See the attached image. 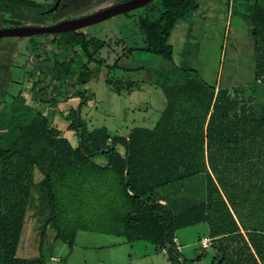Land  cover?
<instances>
[{
  "label": "trees",
  "instance_id": "1",
  "mask_svg": "<svg viewBox=\"0 0 264 264\" xmlns=\"http://www.w3.org/2000/svg\"><path fill=\"white\" fill-rule=\"evenodd\" d=\"M159 1L162 10L157 20L138 17L144 45L128 54L139 50L171 62V31L179 19L194 15L198 4L196 0ZM13 7L30 12L37 23L47 21L45 8L36 1L0 0L1 23L12 15ZM252 16L254 80L264 84L262 3ZM62 35L65 38L58 40ZM62 35L39 39L51 37L56 50L74 49L69 60L55 52L43 59L52 64V84L65 86L74 75L75 53L80 50L88 58L81 64L88 71L89 61L102 64L94 55L105 43L88 41L79 33ZM113 64L110 69L118 68V59ZM78 78L80 84L87 82ZM47 80L35 81L33 89ZM75 87L70 84L65 95ZM86 91L76 90L68 99L80 94L85 102ZM164 94L166 106L156 125L134 127L126 136L110 135L105 127L88 130L81 114L77 116L85 104L79 103L64 115L77 137L75 147L42 113L25 126L17 125L19 136L9 148H0V264H46L42 257L16 255L35 170L48 186L51 216L42 233L52 225L56 240L71 244L84 230L122 236L128 242H150L180 257L173 244L176 230L206 223L215 252L211 264H264V103L258 105L255 93L247 94L245 87L216 88L198 78L166 87ZM49 97L53 98L41 100L59 103L55 91ZM118 144L124 154L117 150ZM200 173L205 176L204 201L180 214L160 203L159 188ZM203 257L204 252L199 253L193 261Z\"/></svg>",
  "mask_w": 264,
  "mask_h": 264
},
{
  "label": "rangeland",
  "instance_id": "2",
  "mask_svg": "<svg viewBox=\"0 0 264 264\" xmlns=\"http://www.w3.org/2000/svg\"><path fill=\"white\" fill-rule=\"evenodd\" d=\"M33 1L42 5L43 8L49 9L55 0ZM60 1L63 4L62 7L49 14L47 21L44 22L45 24L87 15L118 3L120 0ZM196 2L199 7L197 12L190 17L182 19L173 32V39L175 41L182 40L181 47H184L186 51L190 49L192 52V59L188 62L193 64L192 69L194 72H191L194 74L193 78H198L209 85H218V88H227L229 90L245 87L247 94L255 93V102L258 105L263 104L264 84L254 80L255 48L252 15L257 5L261 3L264 5V1L196 0ZM161 10L160 1L154 0L145 7L129 12V15L157 20ZM11 11L12 15H8L2 23L0 21L1 26L42 24L34 21L32 14L26 10L13 7ZM126 19H128V16L122 14L89 26L84 30L89 34L88 38H86L88 41L92 37H95L96 40L104 41L105 46L96 54L102 58L100 60L102 65H108L109 67L110 64L112 65L118 59L121 63L119 68H112L109 73L105 68L101 67L97 71L95 67L89 68L88 65V71H86L81 64L87 62L88 58H84L85 55L80 53V50L75 53V62L78 65L72 67V72L77 77L80 76L82 79L84 77L87 82L91 81L94 84L100 82V78L104 80L102 82L104 88L99 87V89L106 100L101 102L99 100V109H93V124L94 128L105 127L108 133L113 135H120L122 130L128 133V127H131L130 124L133 120L137 123H143L145 118L139 114L137 109H134L136 104L128 98V84L126 81L127 77H138L141 74L127 71V59L130 49L141 48L144 45V35L135 22L128 23ZM182 26L185 28L184 32L180 34ZM60 38L63 40L65 35L60 36L58 40ZM14 39L15 42H12ZM16 39L21 40L22 38H0V58L3 59L4 65H8L12 60L10 57L14 52L12 50L13 46L16 45ZM33 40L36 61L39 59L42 61L44 58L52 56L53 51L46 49L47 40L39 39V37ZM3 45V48L7 49V54L1 52ZM19 47L22 55L13 69L15 84H9L8 86L10 92L15 96L17 92L26 89V82H24L26 78L25 67L34 68L27 61L28 50L25 39L20 41ZM89 50L93 52V45ZM124 53L126 56H124ZM134 63L135 60L130 59V64ZM98 64L100 63H96V66L100 67ZM41 68L44 71L43 80H47V68ZM6 74L5 70L0 69V95L7 89ZM142 76H147V74L143 73ZM146 82L150 83V80ZM147 85L149 86V84ZM32 90L28 91L29 97L36 101L37 95ZM44 90L42 89L41 93H47ZM65 93L64 88L55 92L56 97L62 96L59 98H64L67 95ZM141 94L142 101L149 95V90L146 92L145 88H143ZM74 96L81 95L75 94ZM85 97H87V93ZM128 107L131 109L128 110ZM81 111L83 118L84 107H82ZM154 113L156 111H153ZM152 118L158 119L157 116ZM148 126L152 127V122ZM73 138L76 139L77 137L74 136ZM158 197L167 200V205H169L173 214H180L192 205L206 199L205 176L200 173L165 185L158 189ZM35 209V206L31 207L29 213L34 214ZM31 217L33 218V216ZM37 224L32 223L30 217L27 218L23 233L20 236L18 251L20 254L30 255L31 258L35 257L34 259L42 257L46 264H183L181 257L186 259L184 264H191L190 257L195 256L199 252V250H196V247H199V235L207 234L208 228L206 223H199L179 229L177 235L183 246L179 257L174 251L164 252L162 248L150 242H128L122 236L84 230L77 232L71 244L65 243L55 239V231L52 225L46 226L44 233L41 232L38 239H36L37 237L34 236L39 231L36 227ZM31 225H34L35 228ZM32 229L35 230L34 234L31 232ZM43 229L44 226H42L41 231ZM209 259V255H207L204 262L209 261Z\"/></svg>",
  "mask_w": 264,
  "mask_h": 264
},
{
  "label": "crops",
  "instance_id": "3",
  "mask_svg": "<svg viewBox=\"0 0 264 264\" xmlns=\"http://www.w3.org/2000/svg\"><path fill=\"white\" fill-rule=\"evenodd\" d=\"M199 8V7H198ZM186 18V17H184ZM179 19L174 28L171 31V35L169 38V42L173 48V58L171 62H167L160 57L145 53L143 51L136 50L131 54H128V70L127 71H133L138 74H140L138 77H127V86H128V98L132 100L136 105L134 106V109H137L139 114L143 115L145 118L143 119V123H137L136 121H132L130 124L131 127H128V133L130 130L134 127H143V128H149L152 129L157 121L159 120L161 113L163 112L165 106H166V97L164 94V88L170 87L173 85H181L184 84L188 79L193 78L194 74L191 72H194L192 69L193 64L189 63L188 61L192 59V52L189 49L188 51L185 50L184 47H181L182 40H174L173 39V32L174 29L178 26L179 22L184 19ZM128 23H134L138 26L137 21L138 17L134 15H129L128 13ZM184 26H182V30L180 32H184ZM88 33L85 32V38H88ZM96 39L95 37H92ZM23 39V38H22ZM21 39V40H22ZM16 45L13 46L14 51L11 54L12 60L8 65L3 64V59L0 58V69L5 70L7 73V89L0 95V148L6 149L9 148L12 143L15 141V139L19 136V131L17 129V125L25 126L32 118H34L38 113H42L49 117L52 125L56 127L60 131V136L67 138L71 145L75 147L78 143L77 138L74 139L75 136L74 131L68 129L69 121L65 119L64 115L68 114L71 110L75 109L79 103L84 102L83 100H80L79 96H74L67 101H58L59 103L57 105H53L49 101H42L40 98H38L37 93L35 92V89H33V83L37 80H43L44 77V71L40 69L39 67L30 68L25 67V75L26 78L24 79L25 83V90L17 92V95L15 96L12 94L9 90V84H15V80L13 77V69L16 65V63L19 61L22 52L21 48L19 47L20 41L16 39ZM15 42V39L12 41ZM2 46L1 52H5L7 54V49L3 48ZM51 49V51L55 52L57 55L59 54V57L61 59L66 58L69 60L71 56L73 55V49H67L64 50H56L54 48V45L49 41L47 42L46 49ZM44 50V49H43ZM109 50V49H108ZM82 53L81 51H79ZM111 52V51H110ZM142 53V55H140ZM97 54V53H96ZM101 55V53H100ZM95 59L101 60L102 58L98 57L97 55H94ZM52 58V57H51ZM85 58V56H84ZM126 58V57H125ZM130 59L135 60L134 64H130ZM86 61V59H84ZM83 60V62H84ZM39 61V60H38ZM41 61V60H40ZM43 61V60H42ZM95 61V60H93ZM90 61L88 62L87 66L89 65V68L95 67L98 70L99 68H105L110 73V68L114 64L108 65H100V67L96 66V63ZM187 63V64H186ZM81 64V63H80ZM120 62L118 61V68L120 67ZM130 64V65H129ZM78 65V64H75ZM74 66V65H73ZM81 67V66H80ZM46 68V67H45ZM47 77H49V69H46ZM143 73H146L147 76H142ZM79 79L75 74L72 75L70 78L67 79L66 85L62 86L58 83H53L48 88H45L44 90L47 93H41L44 99L49 98V95L52 91H58L61 89L68 90L70 87V84H75L76 87H85L88 91L85 104L82 106L84 107L83 111V122L85 123L88 130H92L94 128V117H93V109H99V103L98 101H105L103 95L100 92V88H104V85L102 82L103 79L100 78V82L98 83H91V81L86 82L85 84H80ZM150 80V83H147L146 81ZM106 82V81H105ZM149 84V86L147 85ZM217 85V84H216ZM218 86V85H217ZM216 86V88H218ZM145 88L146 92L149 90V95L146 96L144 100L141 101V92ZM33 89V90H32ZM32 90L36 97V101L30 99L29 92ZM45 94V95H44ZM101 94V95H100ZM79 99V101H78ZM76 104V105H75ZM131 109L128 107V110ZM82 110V108H81ZM80 110V111H81ZM153 111H156V113L153 114ZM82 117V111L80 112ZM157 116L158 119H153L152 117ZM152 119V121H151ZM152 122V127L148 126L149 123ZM148 127H147V126ZM120 135H127L124 130L120 132ZM110 135H113L110 133ZM117 150L124 154L125 149L121 144L117 145ZM100 162L103 161V157H100ZM34 180L35 185L31 189L30 196L28 199V204L26 208V214H25V220L23 225V230L26 225L27 218L30 217V220L32 223L34 222L36 227L39 229L38 233H36L34 237L40 236L41 234V228L44 225L45 221H47L51 214H50V207L48 204V186L46 182L42 179V176L40 173L35 170L34 172ZM161 198V197H160ZM163 202V204H167V200L164 198L160 199V203ZM35 206V213L30 214L27 217V214L31 207ZM33 216V218L31 217ZM27 217V218H26ZM36 220V221H35ZM30 224V223H29ZM33 228L34 225H31ZM208 226V225H207ZM22 230V233H23ZM179 230V229H178ZM175 232V236L178 237L177 231ZM34 229L31 230L32 234H34ZM21 233V234H22ZM209 233V227L207 228V234H200L201 235H208ZM38 234V235H37ZM35 238L32 240L34 242ZM178 240L181 244V241L178 237ZM41 243V242H40ZM182 245V244H181ZM19 246V244H18ZM183 247V246H182ZM196 250H199L195 256L190 257V263L191 264H211L214 257V249L211 247L207 250H202L200 247H196ZM204 252V257L200 262L193 261L195 257L199 254ZM16 255L21 258H28V259H34L35 257L31 258L30 255L26 256L23 254H20L17 247ZM26 257H22V256ZM209 255V261L204 262L205 257ZM193 261V262H192Z\"/></svg>",
  "mask_w": 264,
  "mask_h": 264
},
{
  "label": "water",
  "instance_id": "4",
  "mask_svg": "<svg viewBox=\"0 0 264 264\" xmlns=\"http://www.w3.org/2000/svg\"><path fill=\"white\" fill-rule=\"evenodd\" d=\"M60 0L56 1L55 6L59 3ZM154 0H125L111 6L102 8L100 10L94 11L90 14L75 17L67 18L56 23L52 24H24V25H13V26H1L0 27V38H23L27 46V61L33 67H46L49 69V78L46 82L40 83L36 86L35 92L37 93L40 99H43V96L38 93L39 89L48 88L54 78V71L52 64L47 61H36V53L34 51V46L32 40L34 38L43 37V36H56L66 32L79 33L84 37V28L89 26L107 21L111 18L120 16L125 13L138 10L142 7H145ZM76 90H87L85 87H75L71 89L64 98L54 97L57 101H66L74 91ZM88 91V90H87ZM53 97L47 98L50 100ZM80 115L78 110L77 116ZM125 182L127 183V170L125 173Z\"/></svg>",
  "mask_w": 264,
  "mask_h": 264
},
{
  "label": "built area",
  "instance_id": "5",
  "mask_svg": "<svg viewBox=\"0 0 264 264\" xmlns=\"http://www.w3.org/2000/svg\"><path fill=\"white\" fill-rule=\"evenodd\" d=\"M173 244H174V247H175V250L178 252V253H182V245L180 244L179 240H178V237L177 236H174L173 237ZM198 244H199V247L200 249L202 250H207L209 248L212 247V239L210 236L208 235H201L199 238H198ZM163 251L165 252L166 249L164 248Z\"/></svg>",
  "mask_w": 264,
  "mask_h": 264
},
{
  "label": "flooded vegetation",
  "instance_id": "6",
  "mask_svg": "<svg viewBox=\"0 0 264 264\" xmlns=\"http://www.w3.org/2000/svg\"><path fill=\"white\" fill-rule=\"evenodd\" d=\"M56 1L57 0H55L54 2H53V4L50 6V8L49 9H45L46 11V13H47V15H46V17H48L49 16V14H51V13H53V12H55V11H57V10H59L61 7H62V3H61V1H59V3H57V5L55 6V4H56ZM72 18V17H71ZM1 27V26H0ZM86 28H84L82 31H84ZM85 32L86 31H84V38H85ZM83 37V36H82ZM45 40H47V42H49V41H51L52 40V38L51 37H48V39H45ZM4 75V74H3Z\"/></svg>",
  "mask_w": 264,
  "mask_h": 264
}]
</instances>
